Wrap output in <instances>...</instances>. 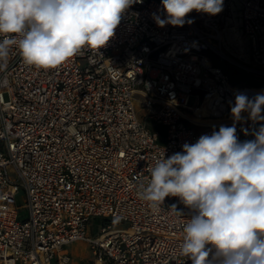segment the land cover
<instances>
[{"label":"built area","instance_id":"built-area-1","mask_svg":"<svg viewBox=\"0 0 264 264\" xmlns=\"http://www.w3.org/2000/svg\"><path fill=\"white\" fill-rule=\"evenodd\" d=\"M154 13L166 16L162 0L132 5L106 47L85 49L55 69L10 54L0 73L2 264H73L64 246L75 241L89 244L93 264H191L179 254L182 221L169 208L188 210L178 197L151 209L138 184L163 152L167 158L232 126L223 121L237 93L264 92V85L232 84L212 62L218 55L264 80V0H224L219 14L193 11L182 27H160ZM228 47L249 61H237ZM243 115L241 142L264 124Z\"/></svg>","mask_w":264,"mask_h":264},{"label":"clouds","instance_id":"clouds-1","mask_svg":"<svg viewBox=\"0 0 264 264\" xmlns=\"http://www.w3.org/2000/svg\"><path fill=\"white\" fill-rule=\"evenodd\" d=\"M142 0H0V73L18 50L23 62L50 70L85 49L98 51L115 36L125 12ZM224 0H162L158 26H183L193 11L215 16ZM264 121V92L235 95L232 126L184 143L182 152L154 159L139 196L153 210L170 206L182 221L181 257L191 264H264V124L239 141L236 123Z\"/></svg>","mask_w":264,"mask_h":264},{"label":"rangeland","instance_id":"rangeland-1","mask_svg":"<svg viewBox=\"0 0 264 264\" xmlns=\"http://www.w3.org/2000/svg\"><path fill=\"white\" fill-rule=\"evenodd\" d=\"M241 45L244 48V51L246 52V39L245 37L242 35L241 38ZM229 50H227V54L231 55L232 57H234V59H236L237 61H242L243 59H245L246 61H249V58L247 57V55L244 53L243 56H238V51H235V48L232 47H228ZM224 59V58H223ZM227 62L231 63L232 65H235L232 61L225 59ZM236 66V65H235ZM138 99H140L139 96H137ZM135 100V106H136V112L138 117L142 118L143 114H144V110L141 107V104L139 102V100ZM160 143L165 142V140L163 139V135H160V139H159ZM15 175V174H14ZM16 200H17V204L23 205V203L25 202V195L22 189H20L16 195ZM22 211V208H21ZM114 227L116 228H126L127 227V223L123 222V221H116V223L114 224ZM94 231V223L91 222L88 224L87 227V234L88 235H92ZM64 250L68 253H70V255L72 256V263L73 264H93L92 260H93V253L91 251V248L89 246V244H87L84 241H75L72 242L70 244H67L64 246ZM0 264H2L0 262Z\"/></svg>","mask_w":264,"mask_h":264},{"label":"trees","instance_id":"trees-1","mask_svg":"<svg viewBox=\"0 0 264 264\" xmlns=\"http://www.w3.org/2000/svg\"><path fill=\"white\" fill-rule=\"evenodd\" d=\"M212 62L221 66L230 76V81L234 85L249 86L259 88L264 85V80L259 79L241 68L232 65L218 55H212Z\"/></svg>","mask_w":264,"mask_h":264},{"label":"bare ground","instance_id":"bare-ground-1","mask_svg":"<svg viewBox=\"0 0 264 264\" xmlns=\"http://www.w3.org/2000/svg\"><path fill=\"white\" fill-rule=\"evenodd\" d=\"M230 121H233V118H232V117L225 119L223 122L226 123V122H230ZM215 123H216V124H221L222 121H220V120H219V121H215Z\"/></svg>","mask_w":264,"mask_h":264}]
</instances>
